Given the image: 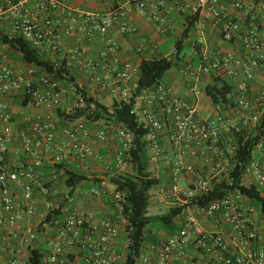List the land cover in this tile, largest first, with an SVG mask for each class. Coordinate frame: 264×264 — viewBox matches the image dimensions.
Here are the masks:
<instances>
[{"label": "built area", "instance_id": "built-area-1", "mask_svg": "<svg viewBox=\"0 0 264 264\" xmlns=\"http://www.w3.org/2000/svg\"><path fill=\"white\" fill-rule=\"evenodd\" d=\"M101 1L111 4L107 13L70 7L61 0H0V41L22 39L69 75L75 76L76 67L86 78L84 83L78 82L79 88L88 94L96 97L105 94L114 102L133 103L131 114L146 130L152 161L157 162L163 155L162 136L170 131L174 152L170 183H158L155 192L161 201L173 198L180 207L191 206L195 198L212 190L213 180H231L233 136L249 134L264 115V85L251 94L256 74L264 73V0ZM56 9L59 15L54 18L51 13ZM132 13L148 18L161 35L170 32L174 14L185 18V28L192 22L188 41L199 56V63L184 65L180 70L182 76L192 83L193 92L202 80L214 79L211 85L216 78L233 81L235 93L231 99L235 106L216 104L215 113L203 117L195 106L184 102L166 85L138 92L140 63L124 60L118 41L110 36L114 29L126 35L138 33V28L129 22ZM207 32L215 41L210 42ZM77 35L83 42L63 51L64 38ZM95 37L105 42L96 54L92 52ZM136 51L154 57L159 53V45L142 40ZM176 52L174 45L172 54ZM6 58L1 52L0 228L8 230L3 237L9 249L5 264H32L29 248L39 232L33 221L37 213L36 189L46 198L41 224L55 230L43 264H126L129 239L124 245L125 253L118 249L122 231L128 234L132 230L126 193L105 182L82 192L84 199L111 201L112 215L98 220L95 212L78 206L75 196L52 195V187L59 180L56 170H51L49 182L38 174L45 159L51 165L70 167L75 159L85 161L95 157L96 146L110 139L117 145L115 166L122 169L130 156L132 133L123 126L103 122L100 129L93 130L84 118L67 119L60 126L54 110L67 97L65 83L52 75L37 76L34 66L17 68ZM21 90L28 104L47 112L24 117L26 126L19 138L21 151L29 162L10 167L7 158L15 134L13 114L4 98ZM78 102L83 104L82 95L77 96ZM222 134L228 144L226 149L219 146ZM186 157L206 159L211 165L210 173L203 175L192 164L185 163ZM108 169L106 166L105 170ZM183 181L189 182L186 187L180 186ZM243 182L264 190V136L245 169ZM17 186L21 189L19 202L15 197ZM192 208L194 213L186 216L177 233L160 245L151 246L153 256L141 254V264H173L189 246L217 264H264V215L260 217L242 193L232 192L210 204ZM49 215L51 220L47 222ZM197 215L210 218L212 228L203 230ZM181 264L198 263L188 260Z\"/></svg>", "mask_w": 264, "mask_h": 264}, {"label": "crops", "instance_id": "crops-1", "mask_svg": "<svg viewBox=\"0 0 264 264\" xmlns=\"http://www.w3.org/2000/svg\"><path fill=\"white\" fill-rule=\"evenodd\" d=\"M62 3H64L67 6L74 7V8H81L85 10L100 12V13H107L110 8L111 4L103 2L101 0H61ZM52 17L57 18L59 15V10L56 9L51 13ZM129 22L134 24L138 28L137 34H121L116 29L112 30L110 33V36L114 39H116L119 43V51L121 54V57L124 60H128L131 62H141L142 59H148L152 58L149 57L150 55L148 53L142 55L139 54L136 51L137 44L142 40H147L152 43H156L158 45L167 42L169 38H172L174 40V44L182 35V32L185 29L186 22L185 18L174 14V18L171 25V30L167 35H161L159 31L157 30V27L148 19L145 17L138 16L135 13H132L129 17ZM8 24V22L6 23ZM210 32H207V36L209 37L210 42L213 39V35L209 34ZM83 42L81 38H79V35L73 36V37H66L64 38V47L63 51H68L71 48H73L76 44ZM189 43V41H186ZM217 43V42H215ZM104 40L100 37H95V40L92 43V52L96 54L98 51L101 50V48L104 47ZM218 44H221L220 42ZM223 47H226L225 45L221 44ZM227 47H231L230 45H227ZM192 48V47H191ZM173 49V47H172ZM5 51H9V55L6 58V61L10 63L11 65L17 67V68H25L27 65L21 60V55L13 50L9 45L4 44L0 41V53H5ZM15 52L17 57L12 56ZM6 54V53H5ZM7 55V54H6ZM158 56H161V50L159 46V53ZM156 55V56H157ZM196 53L189 54L185 57V59L181 62L180 66H177L176 69H171L167 74L170 75V79L168 83L162 82L163 85H166L174 91V93L180 97L184 102L191 104L195 106L199 113L203 117H209L212 116L215 113V104L211 101V99L206 94V87L211 85L214 79L209 80H202L201 82L197 83L195 86V92H193L190 87L192 83L184 78L181 74V68L189 63H192L194 65H198L199 63V56H195ZM155 57V56H154ZM75 76H80L84 80L86 79L84 75L80 74L77 71V68L75 67L73 69ZM74 76V77H75ZM86 81V80H85ZM231 81V80H229ZM233 82V81H231ZM234 83V82H233ZM264 85V73L261 71L256 74L255 79L252 82V88H251V94L254 95L256 91H258L262 86ZM96 97V96H95ZM105 97L106 100H112L114 103V100L105 95L101 94L98 95L96 98L100 99L102 102L103 100L101 98ZM69 103H71L70 98L68 99ZM4 101L8 103L10 110L13 114L12 119V125L14 129V140L10 144L9 152H8V158L7 163L10 167H15L16 165L26 164L29 162V160L25 157V155L21 151V141L19 138V133L21 130L26 126L23 119L26 115H42L47 112L45 108H35L27 103V99L25 98V93L23 90L7 95L4 98ZM66 101L63 102V104L56 110H54V114L56 115V118L59 120L60 126L64 124V122L60 121L59 115L62 111L69 112L70 108L66 106ZM76 102V101H75ZM104 103V102H103ZM107 104V103H105ZM109 105V104H107ZM231 106L234 107L235 103L232 100ZM225 111H228L226 107H223ZM232 113V111L227 112ZM102 123H89L90 127L93 130L100 129ZM252 128V125L250 126ZM169 135L170 131H166L162 136V145L164 148L163 155L158 159L157 161V168H166L167 172L164 173L163 176L157 178L160 182L159 183H170V162L174 158V152L171 150L170 141H169ZM223 135V134H222ZM226 139V138H225ZM224 143L226 146L228 145L227 142L224 140ZM116 142L114 139H110L108 143L102 144L99 146H96V156L89 158L85 161H81L79 159H75L73 165L70 167L74 169L76 172L80 174H85L91 179H98L100 182L96 183L93 180L86 181L82 183L73 193L72 196L76 197V203L80 208L92 210L96 213L97 219L102 220L108 216L112 215L113 208L111 201L109 198H102L98 200H89L84 199L82 196V192L89 189L92 186L99 185L101 182L107 183L109 186H113L110 183L111 177L114 175H123L122 169H117L115 166V154H116ZM149 157H151V152L148 153ZM185 163L192 164L194 167L197 168L198 171H200L203 175H208L211 170L210 163L203 158H191L186 157L184 158ZM108 166L109 169L105 170V167ZM51 164L48 159H45L43 162V165L39 172V177L41 179H44L46 182H49L50 180V173H51ZM85 171V173L83 172ZM134 174L136 175V172L134 170ZM166 174V175H165ZM124 176V175H123ZM183 185L181 187H186L188 185V181L181 182ZM180 183V184H181ZM156 188V186H155ZM154 189V187L152 188ZM69 189L65 186V184L60 183L58 180L55 182V184L52 187V195L56 196H63L66 194H69ZM262 195H264V190H261ZM15 197L17 201L19 202L21 199V189L17 186L15 188ZM158 197V196H157ZM34 199L36 203V209L37 213L33 217L34 223L38 225L39 232H38V238L37 240L32 244L34 247H39L44 250H48L49 242L55 235V230L50 228H42L41 223L43 222V216L45 213V196L40 192V190L36 189L34 194ZM177 202L170 198L166 201H161L158 197L157 200L153 202V208H154V214H149L150 216H156L161 215L165 213H161L160 210L167 208V212L178 208ZM149 211V210H148ZM194 213V209L191 206L183 207V209L180 212V215L175 219L174 223L170 227L161 226L158 222L156 224H159L158 227L153 229L151 231V234L153 235L154 239L148 241L145 244L144 251L145 253H148L153 256L154 252L151 248L152 245H160L162 242L166 241L170 236L178 232L185 221V218L188 214ZM258 215L261 217V214L258 213ZM197 219L199 221V224L201 228L205 231L210 230L212 228V220L210 218H207L202 215H197ZM8 234V230L5 228H0V264H5V260L8 256V246L6 242L4 241L3 237ZM126 234L124 231H122L119 243H118V249L120 252L125 253V242H126ZM181 259H175L173 264H181L182 262H186L188 260H195L198 264H217L213 260H211L208 256H206L202 251L196 249L194 246H189L185 250V254L183 257H180ZM138 264H141L140 261H138Z\"/></svg>", "mask_w": 264, "mask_h": 264}, {"label": "trees", "instance_id": "trees-1", "mask_svg": "<svg viewBox=\"0 0 264 264\" xmlns=\"http://www.w3.org/2000/svg\"><path fill=\"white\" fill-rule=\"evenodd\" d=\"M192 26L193 23L189 22L188 27L184 29L179 40L175 42L177 52L172 59L163 55L142 59L140 62L138 92L162 84L165 75L175 65L180 66L181 62L185 59V49L187 47L193 48L190 43L186 42L193 31ZM2 42L18 52L25 65L36 67L38 71L37 76H40V74L52 75L64 83L68 82L72 84V86L76 87L78 95H82L83 104L79 105V102H75V105L69 112L62 111L59 115L61 122H65L67 119L84 118L88 123L103 122L123 126L132 133L133 145L127 162H130L133 166L136 175H114L111 177L110 183L118 189L123 190L127 195V217L131 222L132 230L126 234V238L130 242L126 251V264H138L145 244L154 239L148 227L156 222L161 226H172L183 207L175 208L161 215H148L150 190L160 181L157 178H150V157L145 139L146 130L139 125L136 116L131 114L133 103L128 104L115 101L112 105H107L100 99L79 88L74 76L69 75V72L56 66L49 56L32 48L26 41L18 38L14 40L3 39ZM205 91L215 105H230L232 103L231 97L235 93V85L229 80L216 78L215 83L207 86ZM263 136L264 115L249 134H235L233 136L231 145L234 151V158L232 159L234 167L231 180L220 182L213 180L212 190L202 197L195 198L191 206L200 207L207 205L229 193L239 191L256 208L258 213L264 215V195L256 187L247 186L243 182L245 169L251 163L255 148ZM219 146L226 149L225 143H219ZM51 169L56 170L60 179L64 180L65 186L70 190V195L86 181L93 180L96 183L100 182L98 179H91L85 174L76 172L71 167L51 165ZM50 220L51 215L47 216L45 221L48 222ZM41 227L43 228L42 224ZM29 249L31 251L30 262L32 264H43L46 250L34 246H31Z\"/></svg>", "mask_w": 264, "mask_h": 264}, {"label": "rangeland", "instance_id": "rangeland-1", "mask_svg": "<svg viewBox=\"0 0 264 264\" xmlns=\"http://www.w3.org/2000/svg\"><path fill=\"white\" fill-rule=\"evenodd\" d=\"M173 44H174V40L172 39V38H169V40H167V42H165V43H162V44H160L159 46H160V50H161V54L163 55V56H166V57H168L169 59H172L173 58V54H172V47H173ZM5 53L7 54V56L9 55V51H5ZM11 53H13L12 54V56L14 57V55H15V57H17V55L15 54V52H11ZM185 56L184 57H186L187 55H189V54H192V53H194V50H193V48H191V47H187L186 49H185ZM196 57H198L197 56V54L195 55ZM177 68V65H175L174 67H173V69H176ZM75 79L77 80V84H78V82L79 83H84L85 82V80L83 79V78H81L80 76H75ZM169 79H170V75H168V74H166L165 75V77H164V79H163V81L165 82V83H168L169 82ZM70 83H66L65 82V86H66V90H67V97L65 98V100L64 101H66L65 102V104H66V106L67 107H69L70 108V110L73 108V106L75 105V101H76V99H77V95H78V93H77V89H76V87H74V86H72V84H70ZM70 98V100H71V103H69V99ZM102 100H103V102L104 103H107V104H109V105H112L113 104V101L112 100H106V98L105 97H103V98H101ZM102 123V122H101ZM254 129V128H253ZM252 131V129H250V131L248 132V133H250ZM224 140H225V134H223V135H221V141H220V143H222L223 144V142H224ZM157 162H154V161H152L151 159H150V162H149V170H150V178H153V179H155V178H158L159 177V175H160V177L161 176H163L164 174H163V171H164V173H166L167 172V169L166 168H157L156 166H157V164H156ZM84 173H85V171H83ZM122 174L124 175V176H126V175H135L134 174V168H133V166L130 164V162H127L126 163V165L123 167V169H122ZM166 175V174H165ZM44 180V179H43ZM45 181V180H44ZM59 181H60V183H62V184H64V180L61 178L60 179V177H59ZM183 184L181 183L180 184V186H182ZM158 195L156 194V192H155V187H154V189H151L150 190V201H149V207H148V212H149V214H154V208H153V202L155 201V200H157L158 199V197H157ZM167 208H164V209H161L160 210V212L161 213H166L167 212ZM159 226V224H156V223H152L149 227H148V230L149 231H152L153 229H155L156 227H158Z\"/></svg>", "mask_w": 264, "mask_h": 264}]
</instances>
